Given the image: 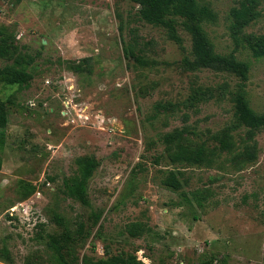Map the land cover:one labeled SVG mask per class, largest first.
Returning <instances> with one entry per match:
<instances>
[{"label": "rangeland", "instance_id": "obj_1", "mask_svg": "<svg viewBox=\"0 0 264 264\" xmlns=\"http://www.w3.org/2000/svg\"><path fill=\"white\" fill-rule=\"evenodd\" d=\"M239 1L199 0L219 13L204 24L215 50L250 63L245 80L190 67L191 34L177 26L178 42L139 20L131 0H0V30L16 46L17 66L32 74L28 86L0 80L9 119L0 263L85 264L126 252L142 264H264V131L247 164L219 153L215 139L230 133L235 152L243 143L239 91L264 113V59L237 47L229 30ZM131 28L148 66L124 54ZM244 34H264V0ZM175 131L183 144L205 147L202 162L171 161L164 137ZM86 167L88 204L64 192V179ZM179 171L175 190L164 181ZM133 222L142 223L140 236L129 234Z\"/></svg>", "mask_w": 264, "mask_h": 264}, {"label": "trees", "instance_id": "obj_2", "mask_svg": "<svg viewBox=\"0 0 264 264\" xmlns=\"http://www.w3.org/2000/svg\"><path fill=\"white\" fill-rule=\"evenodd\" d=\"M20 1V0H12ZM139 6L136 11L139 20L165 27L169 35L180 41L177 33V26H182L192 36V55L193 59L186 60L193 69L208 68L215 71L229 72L239 76L241 79H247L250 72V63L237 58L234 54H220L215 50V46L209 38L204 24L214 23L219 18V13L208 4H203L199 0H131ZM262 0H240L233 6L229 12L230 25L229 30L236 42L237 47L247 46L252 57L256 60L264 59V34H244L245 28L255 21L259 16V5ZM122 22L123 16L118 13ZM123 23V22H122ZM123 32V24L120 25ZM124 41V54L127 58H134L141 66H148V59L142 54H138L140 45L139 37L135 28L130 29V39ZM18 51L16 46L10 40V37L0 30V60H6L4 66H0V80L7 84H20L28 86L32 79V74L24 67H18ZM13 60L12 64L8 62ZM235 115L241 125L246 128L245 138L239 146L234 142L233 136L226 132L215 137L218 141L219 153L226 152L234 154L233 160L247 164L256 161L259 154L258 141L256 134L264 131V113H258L252 106L244 91H239L234 96ZM9 122L6 105L0 100V147L4 144V128ZM182 131L168 133L164 141L169 144L170 158L172 162H187L189 164L202 162L205 155V147L199 146L193 148L183 144L179 137ZM174 145L175 148H171ZM91 174V168L86 167L82 176L79 174L66 177L64 179V192L67 196L78 199L84 204H88L87 189L88 178ZM179 174L171 172L164 183L172 188L182 187ZM52 180L53 178L50 177ZM194 198L199 200L201 192H193ZM204 197V196H203ZM99 215H97L98 218ZM45 224H40L44 227ZM142 229L141 222H133L128 225L127 230L133 237L140 236ZM42 233L38 232V238ZM4 264V263H0ZM85 264H142L134 253L119 252L108 254L106 258L96 262L86 261Z\"/></svg>", "mask_w": 264, "mask_h": 264}, {"label": "built area", "instance_id": "obj_3", "mask_svg": "<svg viewBox=\"0 0 264 264\" xmlns=\"http://www.w3.org/2000/svg\"><path fill=\"white\" fill-rule=\"evenodd\" d=\"M12 211H15V209L14 210H12ZM27 213V212H26ZM11 214H13V212H11ZM28 216H30L31 217V215L29 214ZM28 221H31V220H28ZM30 223V222H29Z\"/></svg>", "mask_w": 264, "mask_h": 264}]
</instances>
